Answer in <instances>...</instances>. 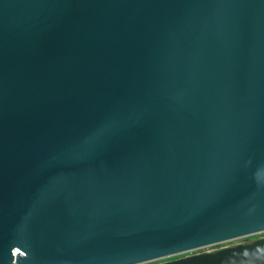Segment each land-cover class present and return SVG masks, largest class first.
<instances>
[{"label":"water","instance_id":"obj_1","mask_svg":"<svg viewBox=\"0 0 264 264\" xmlns=\"http://www.w3.org/2000/svg\"><path fill=\"white\" fill-rule=\"evenodd\" d=\"M261 233L264 0H0V264ZM159 264H264V238Z\"/></svg>","mask_w":264,"mask_h":264},{"label":"rangeland","instance_id":"obj_2","mask_svg":"<svg viewBox=\"0 0 264 264\" xmlns=\"http://www.w3.org/2000/svg\"><path fill=\"white\" fill-rule=\"evenodd\" d=\"M260 238H264V233L258 234V235H253L250 237H246V238H241V239H236V240H232L226 243H222V244H218L215 246H211V247H207V248H202L200 250H196V251H192L183 255H179V256H175L169 259H164V260H159L156 262H151V263H147V264H159V263H163V262H168L171 260H176V259H180L186 256H192V255H197V254H201V253H210L213 252L215 250H219L222 248H227V247H232V246H236V245H241V244H245Z\"/></svg>","mask_w":264,"mask_h":264},{"label":"built area","instance_id":"obj_3","mask_svg":"<svg viewBox=\"0 0 264 264\" xmlns=\"http://www.w3.org/2000/svg\"><path fill=\"white\" fill-rule=\"evenodd\" d=\"M12 254H13V256L15 255L14 252ZM12 264H14V263H12Z\"/></svg>","mask_w":264,"mask_h":264}]
</instances>
